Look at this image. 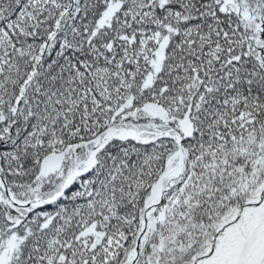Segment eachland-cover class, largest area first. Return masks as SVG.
Returning a JSON list of instances; mask_svg holds the SVG:
<instances>
[{
	"label": "snow or ice",
	"instance_id": "1",
	"mask_svg": "<svg viewBox=\"0 0 264 264\" xmlns=\"http://www.w3.org/2000/svg\"><path fill=\"white\" fill-rule=\"evenodd\" d=\"M0 264H264V0H0Z\"/></svg>",
	"mask_w": 264,
	"mask_h": 264
}]
</instances>
